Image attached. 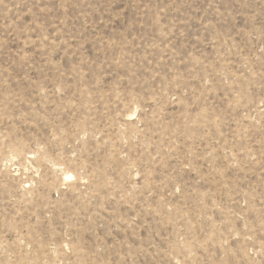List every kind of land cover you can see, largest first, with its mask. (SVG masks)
<instances>
[{"label": "rangeland", "instance_id": "1", "mask_svg": "<svg viewBox=\"0 0 264 264\" xmlns=\"http://www.w3.org/2000/svg\"><path fill=\"white\" fill-rule=\"evenodd\" d=\"M0 264H264V0H0Z\"/></svg>", "mask_w": 264, "mask_h": 264}]
</instances>
